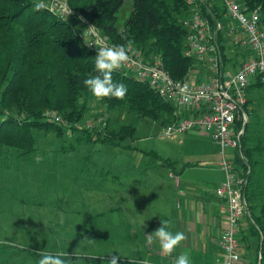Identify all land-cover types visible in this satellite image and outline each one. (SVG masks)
<instances>
[{"label":"trees","instance_id":"16d2710c","mask_svg":"<svg viewBox=\"0 0 264 264\" xmlns=\"http://www.w3.org/2000/svg\"><path fill=\"white\" fill-rule=\"evenodd\" d=\"M122 1L67 0V3L112 41L127 44L131 40L147 56H156L171 77H185L194 66L193 61L182 53L186 36V29L181 23L184 0H135L122 30L118 31L117 12ZM237 1L248 8L260 7L261 21L264 23V0ZM36 3V0H0V157H10L12 150H15L18 157L32 158L37 150L35 131L44 134L53 132L58 139H62L66 129L74 132V141L69 143L68 148L71 151L81 143L117 147L122 146L125 140L133 139L136 127L131 123L109 130L106 135L98 131L92 133L75 129L73 123L83 119L87 110V98H94L85 89L83 79L89 73L96 74L95 54L86 48L78 27L69 18L52 13L45 3L36 9ZM231 49L230 58L236 61L249 55L245 48L240 49L235 45ZM113 79L123 82L127 92L123 99L95 98L106 111L127 106L138 116L159 120L163 125L186 116L164 101L146 82L119 69L113 70ZM262 87L264 82L259 80L248 86L249 105L252 106L251 90ZM45 111L54 112L59 120L44 118ZM251 112L249 110L248 114ZM255 123L247 121L241 137V151L247 162L235 158L238 171H244L247 166L250 169L243 188L248 226L240 242L242 248L249 250L247 239L255 237V251L258 248L264 251V126H253ZM147 154L153 155L165 166L173 165L172 161L156 153ZM83 158H91V151L87 150ZM94 231L96 228L90 233ZM100 234L98 237H101ZM4 247L37 258L39 256L38 251L29 247ZM87 258L100 261L110 259L89 255L67 257L69 263ZM260 264H264V257Z\"/></svg>","mask_w":264,"mask_h":264},{"label":"rangeland","instance_id":"374dc122","mask_svg":"<svg viewBox=\"0 0 264 264\" xmlns=\"http://www.w3.org/2000/svg\"><path fill=\"white\" fill-rule=\"evenodd\" d=\"M36 1L41 4L45 3V0ZM134 1H122L117 12L116 28L118 31L122 30L124 22L133 8ZM69 19L76 28L79 26L75 18L71 17ZM192 76H194V73H192ZM250 98L252 99V112L248 114V121L249 123L255 121L256 123L253 126L263 127L264 87L251 90ZM87 105L83 119L73 123L75 129H84L92 133L98 131V133L106 135L109 130H116L123 124L131 123L136 127L133 139L125 140L121 144L122 146L115 147L100 144H87L84 146L83 143L81 145L86 148H94V158L98 161L118 159V157L146 161L143 163L144 172L142 177L137 174L132 178L131 186L135 190L131 191V197L127 199L133 204H128V207L136 212V215L139 214L145 218L139 226L152 228L154 226L152 220L157 214L155 210L170 211L174 205L176 195L182 189V184H176L175 177L168 178V167L153 155L147 154V152L156 153L160 157L191 162L194 165L199 164L206 167L211 164L208 160H211V157L217 154L216 144L209 136L200 135L199 131H189L176 137L161 139L158 134L163 129V124L159 120L138 116L130 111L127 106L106 111L105 107L91 97L87 98ZM101 111L108 113L107 126L104 129L98 127L91 129L88 124L95 117L97 118ZM74 134V132L66 129L63 138L58 139L53 132L47 134L42 131L34 132L37 149L45 153V159L42 161L46 160L50 166L54 159L58 160L55 162L56 168L51 176L48 175L49 171L34 175L36 172L31 165V170L25 167L24 175L22 169L24 164H22L21 158H17L15 150H12L13 153L10 157H0V264H35L37 257L4 249V246L10 245L29 247L38 252L44 249L46 251L67 252L69 255L73 254V256H86L89 255L88 253H96L108 257V247L110 246L106 248L99 241L93 244V240L95 238L102 240L105 234L100 231L104 230L105 221L109 215L102 212H99L101 214L88 213L92 211L89 205L90 199L82 197L87 187H95V190H99L96 186V179H90L92 177L88 179L84 175L80 176L72 171L71 165L68 164L71 156L76 154L73 157L76 161L81 159L87 151L78 150V148H76V151L66 149V144L74 141ZM62 144H64V148H61ZM126 145L128 147L123 148ZM25 159L30 161L29 158L25 157ZM154 160L156 166L148 165L150 164L149 161ZM8 161L9 163H7ZM34 162L41 163L35 160ZM43 164L44 162L41 164L42 168L44 167ZM61 164H64L66 168H63ZM97 170H101V167L98 166L95 171ZM112 180L114 185L119 188L122 176L118 180ZM98 183L103 185V180L98 181ZM155 185H159V189H155ZM155 190L159 194H156ZM163 197H168L172 205L168 206L164 201L161 202ZM97 200L101 201L102 199ZM126 202L125 197L122 195L111 198L106 197L104 203L101 204V209L94 208L95 210H102L106 209L107 206L124 205ZM114 217L118 218L120 223H123L119 214H112V220ZM96 227L102 230L99 231L97 228L96 231L90 233V236L94 237L93 235H95V237L89 239L87 237L88 229L91 232ZM151 228L150 234L152 233ZM139 232L144 234L141 230ZM99 234L101 237H98ZM196 236L197 234L193 232L185 234V244L192 254H194L193 250L196 247L194 245ZM253 241L255 242L254 239ZM250 243H252V240ZM250 247L253 246L250 245ZM110 250H113V247H110ZM193 257V262H195L198 256L194 255ZM98 261L100 260L77 259L69 264H106L107 262ZM118 264L124 263L118 262Z\"/></svg>","mask_w":264,"mask_h":264},{"label":"built area","instance_id":"2783aa9c","mask_svg":"<svg viewBox=\"0 0 264 264\" xmlns=\"http://www.w3.org/2000/svg\"><path fill=\"white\" fill-rule=\"evenodd\" d=\"M184 2L181 23L186 36L182 53L194 66L186 76L171 77L156 56H147L134 45L128 49L129 60L117 69L146 82L164 101L186 114L163 125L159 138L199 131L216 144L217 166L223 171L224 179L216 186L215 193L224 211V228L218 241L221 258L215 264H241V220L248 215L243 188L250 169L247 166L244 171H238L235 158L247 162L241 151V137L251 110L248 86L256 80L264 82V23L260 7L248 8L237 0ZM45 4L52 13L77 20L79 35L95 55L97 47L121 44L74 12L67 0H48ZM90 26H95L99 40ZM235 45L247 49L248 57L237 61L230 58ZM44 118L59 120L50 111L44 112ZM107 122L108 113L101 111L88 126L104 129ZM169 176L178 183L176 175L170 172ZM263 257L264 251L258 248L255 264H260Z\"/></svg>","mask_w":264,"mask_h":264},{"label":"crops","instance_id":"0c3cea01","mask_svg":"<svg viewBox=\"0 0 264 264\" xmlns=\"http://www.w3.org/2000/svg\"><path fill=\"white\" fill-rule=\"evenodd\" d=\"M200 135L208 136L202 132H200ZM69 143H67L65 146L67 149L70 146ZM81 144L77 147L78 150L83 149L91 151L92 149L93 152L91 151V158L83 159L82 157L81 159H77L78 161H75L73 157L76 154H74L73 156H71V160L68 161V164L69 166L71 165L72 171H75L80 176L84 175L87 176L88 179L90 177H92L90 179H96V186L99 190H95V187H87L85 190V194H83L82 197L90 199L89 205L92 211L89 210L90 212L88 213L99 214V212H102L103 214L107 213L109 215L106 218L104 230H102L105 234L103 235L102 240L97 238L93 240V244L99 241L106 248L108 246L113 247V250H110V247H108V257H110L111 255H116L117 252L122 256L118 260V262L121 261V263L124 264H138V261L143 258L151 260L152 264H170L172 257L177 255L181 251H188L190 253L192 261L194 255L198 256L197 260L193 262V264H215V262L221 258V249L218 241L220 234L224 228V211L220 207L221 201L216 196L215 188L224 179V173L217 166L218 154L212 156L211 160H208L211 164L206 167H203V165L199 164L194 165L191 162H182L176 159L167 158L173 163L171 167L167 166V177L171 178L169 176L170 172L176 175L178 177V185L182 184V189H180L179 194L176 195L174 205L172 206L170 211L163 209L155 210L157 214L156 217L152 220L154 226L151 228L149 226H139L141 222L143 223L145 218H143L139 214L136 215V212L132 211L128 207V204H133H131V201L127 199L131 197V191L135 190L131 186L132 178L137 174L142 177L144 172L143 163H145L146 161L131 160L121 157H118V159L98 161L96 158H94L95 149L92 147L86 148L84 147L85 144L84 146H82L83 144ZM63 147L64 144L61 145V148ZM70 150L72 149L70 148ZM74 151H76V149ZM44 155V151H40L37 149L36 154L32 158H29L30 161H27L25 157H17L19 159L21 158V162L22 164H24L22 166V169L24 170L23 174L25 172V167L31 170V165L33 167V170L36 172L34 175L44 174L43 171H49L48 175L51 176L56 168L55 162L58 160L54 159L53 163H51V165L49 166L46 160L42 161L45 159ZM34 160L40 161L41 163H36L34 162ZM42 162H44L43 168L41 166ZM7 163H9V161ZM148 163H150L148 165L156 166L155 160L149 161ZM186 163L188 164L185 165ZM61 166H63V168H66L64 164H61ZM98 166L101 167V170L95 171ZM121 176L122 180L120 182V187L118 188V186L114 185L112 179L118 180V178H121ZM102 180L103 185L98 183V181ZM138 188L141 189V187ZM155 189H159V185H155ZM155 193L159 194V192L157 191ZM121 195L124 196L125 200L127 201L124 205H110L107 206L106 209L95 210L94 207H97V209H101V204L104 203L106 197L111 198ZM99 198L102 200L98 201L97 199ZM163 201L168 206L172 205L168 197H163V199H161V202ZM112 214H119L123 223H120L118 218L116 217H114L112 220ZM246 217L247 216H244L241 220L242 233H247L246 230L248 221ZM163 219H169L172 221V223L170 224L171 230H179L184 233V239L179 242V245L170 256H166L160 250L158 242L155 239L149 242L146 236L150 234V228L151 231L154 232L160 226V220ZM97 228L101 229L99 227H96V229ZM140 230L143 231L144 234H141L139 232ZM191 232L197 234L196 242L194 243V245L196 246L193 250L194 254H192V252L185 244V234ZM87 237L89 239H93L95 237L90 236V229H88L87 231ZM253 239L255 240V242L253 241ZM247 240L253 247H250L249 250H245L241 247V261L242 264H248L249 262V264H253L252 262L255 261L256 251L254 252V250L256 248V238L250 236ZM251 240L252 243H250ZM69 256H73V254ZM125 256H127L128 258ZM100 257L108 258L103 256Z\"/></svg>","mask_w":264,"mask_h":264},{"label":"clouds","instance_id":"9594fccd","mask_svg":"<svg viewBox=\"0 0 264 264\" xmlns=\"http://www.w3.org/2000/svg\"><path fill=\"white\" fill-rule=\"evenodd\" d=\"M41 7V3L35 4L36 9ZM90 31L97 37V40H99V33L95 26H90ZM132 47L133 42L131 40L127 41V44H114L97 47L96 55L94 57V65L97 70L96 74L89 73L83 79V85L92 97L97 99L105 97L123 99L125 97L127 87L123 82H118L113 79V70L119 68L122 63L129 60L128 49ZM171 223L172 221L169 219L160 220V226L151 234L146 235L149 242L153 239L158 242L160 250L166 256L172 255L179 245V242L184 239V233L182 231L171 230ZM88 254L94 258L101 256L96 253ZM67 257V252L46 251L42 249L39 251V256L35 264H69ZM121 257L122 256L116 252V255L110 256V259L107 260L106 264H118V260ZM138 264H152V261L143 258L138 261ZM170 264H193V261L188 251H181L172 257Z\"/></svg>","mask_w":264,"mask_h":264}]
</instances>
